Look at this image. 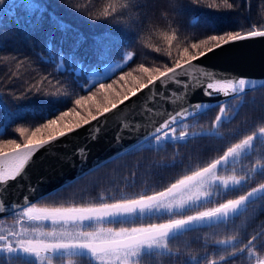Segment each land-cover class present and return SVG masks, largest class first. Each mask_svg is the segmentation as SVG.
<instances>
[{
	"label": "snow or ice",
	"instance_id": "6c2138e0",
	"mask_svg": "<svg viewBox=\"0 0 264 264\" xmlns=\"http://www.w3.org/2000/svg\"><path fill=\"white\" fill-rule=\"evenodd\" d=\"M189 3L200 5L201 0H173V11L178 17H182ZM222 3L228 9L233 8V4L228 0H222ZM212 6L209 5V7ZM20 11L27 13L24 22L35 28L46 9L34 3L33 0H0V23L7 19L19 25L21 23ZM37 11L39 14L33 21L32 14ZM116 14H118V9L113 6L104 9L102 15L90 16L89 19L107 22ZM49 15L54 24L53 31L49 33V51L52 49L51 40L57 30L63 33L62 41H73L70 51L66 56H61L60 68L64 69L65 59L71 65L77 60H82L83 55H90L94 60L90 66L97 69L94 72L95 79L86 89L89 95L80 96L75 100V104L83 105L97 93L112 89V83L103 81L111 79L116 69H122L124 65L113 64L103 71L99 69L105 62L111 60L114 51L125 60V64L133 61V53L125 52L123 49L136 46L139 35L128 40L122 36L105 32L103 35L93 36V43L81 54L79 50L85 42V36L55 14L50 13ZM195 25L196 21L193 20L192 26ZM207 27L216 34L207 35L203 39L185 41L182 50L177 49V56L171 60V66L165 64L161 69L140 65L139 71L147 75V81L137 80V86L129 89L122 96L120 93H116L112 98L106 95L105 104L96 106V114L89 110L85 116H80L75 108L62 111L60 107L64 104V100L58 95L43 92L39 87H36L34 92L32 88H29L23 96L17 97L18 100H27L35 96L36 107L40 110L44 122L33 126L31 130L27 127H17L15 131L23 138V143H18L17 139H0V214L8 212L18 217L16 224L19 225L18 228L12 230L0 229V264H54V261H58V264H64L65 261L67 264H74L76 260H81L82 264H140L144 257L175 256L177 254L172 253L170 241L198 228L226 229L246 213L250 203L264 200V183H261L251 188L246 194L239 195L238 198L227 199L215 207L198 211L194 215H183L187 209L211 202L214 196L221 194L218 190L220 187L228 191H237L248 183L249 173L239 177L233 175L225 178L219 172L252 155L253 141L257 136V133H253L247 135L239 143L228 147L218 159L213 160L206 167L191 171V174L184 175L163 191L153 192L150 195L141 194L133 199L102 202L93 206L70 207H38L27 196L23 198L22 204L15 202L8 204L6 201L8 185L10 182L17 181L18 178H27L26 169L33 162L37 152L42 149L51 150L62 138L69 137L93 121L98 123L92 127L90 139H95L96 136L92 133H98L99 125L105 122L100 118L104 117L106 120V114L112 113L120 105H124L131 96H136L144 89H148L146 96L149 101L160 97L171 102L176 95H182L184 100L178 111L161 113L165 114L166 118L144 137L145 144L149 147L152 145L148 141H153L160 147L168 142H188L191 137L187 132L188 125L184 121L190 117L195 118L204 110L212 107L207 101H190L189 98L198 90H202L203 96L211 99L221 95L224 97L234 95L238 98L246 90L255 89L257 84L253 79L234 74L227 69L208 67L203 61L209 54L227 58L226 49L231 45L264 38V22L252 24L248 30L218 31L214 24H208ZM177 34L178 30L171 36L165 35L164 39L171 45L172 41L177 38ZM168 56H172L171 47L168 49ZM76 72L77 75L80 74L79 69ZM126 76H132V73L125 72L120 79L124 80ZM133 79L136 78L133 77ZM158 84L159 91L156 90ZM170 84L182 89V93H176L174 89L169 88ZM260 86L264 87V81L260 83ZM93 87H97V92H92ZM82 90H85L83 86ZM166 91L169 93L167 97L164 96ZM216 107L219 108V114L215 117L213 129L218 128L227 118L226 105L218 100ZM57 112H59L58 115H56ZM5 113L8 122H16L24 117V111L20 109L15 111L5 109ZM143 113L148 114L147 122L151 123V117L156 115L157 109L148 108L145 104ZM49 115L54 118H49ZM70 115L79 118L69 120ZM181 124L183 130L176 135L178 130L176 126ZM140 127L141 125L130 123L127 130L138 132ZM123 130L125 129L122 125ZM259 134L264 135V127L259 129ZM216 135L215 131L192 134V136L201 137ZM116 139L119 143L121 139L119 133ZM5 148L8 151H5ZM76 155L85 160L87 151L85 148H79ZM250 172L252 174L264 173V164L257 162ZM44 180V177H40L38 183ZM37 187L38 185L29 184V193L34 194ZM103 199L104 197H101V200ZM156 214L180 216V218H170L164 223H149L140 226L105 227L106 224H135L137 220L143 221L146 216L153 217ZM46 223L50 225L47 229L44 227ZM26 224L31 226H25ZM261 235L264 233L252 235L247 238V243L238 240L236 236L218 240L215 250L217 258H210V254L206 253L198 259L195 257L192 259L195 264H230L238 254L246 251L249 257H253L254 241L258 240ZM255 259L256 264H264V259L259 257Z\"/></svg>",
	"mask_w": 264,
	"mask_h": 264
},
{
	"label": "trees",
	"instance_id": "16d2710c",
	"mask_svg": "<svg viewBox=\"0 0 264 264\" xmlns=\"http://www.w3.org/2000/svg\"><path fill=\"white\" fill-rule=\"evenodd\" d=\"M33 2L46 9L37 27L32 28L24 22L27 18L24 11L19 13L21 17L19 25L7 19L0 23V139L12 137L19 126L32 128L44 122L40 110L36 107L35 96L27 100L17 99L29 88L34 92L35 88L39 87L49 95L60 96L64 100L60 107L62 111L73 108L75 100L80 96L89 95L86 89L90 85L85 84L88 82L79 78L76 71L59 69L49 52V33L54 28L50 13L85 36V42L79 50L81 54L93 43V36L103 35L105 32L128 40L139 35L136 46L123 49L125 52L133 53V61L125 64V60L114 51L111 60L103 64L124 62V67L116 70L111 79L103 81L105 83H113L125 72L137 69L140 65L147 67L159 63L171 66V60L177 56V49L182 50L185 41L203 39L207 35L216 34L207 27L208 24H214L218 31H233L248 30L250 25L264 22V0H228L233 4L232 9H228L222 0H201L200 5L189 3L182 17H178L173 11V0H33ZM113 6L118 9V14L114 18L110 17L107 22L89 19L90 16L102 15L104 9ZM38 14V11L32 14L33 21ZM193 20L196 21L195 26H192ZM177 30V38L169 45L164 39L165 35L171 36L177 33ZM62 35L59 30L55 31L51 45L69 52L73 41H62ZM169 47L172 51L171 57L168 56ZM81 61L87 66L94 63L90 55H83ZM82 86L85 90H82ZM97 87H93L92 92H97ZM240 99L245 101L236 116L223 123L219 129L222 136H194L187 143L138 149L104 165L38 203L55 206L74 204L91 206L163 191L184 175L191 174V171L206 167L219 158L228 147L239 143L247 135L258 133L259 129L264 127V87L226 104L235 107ZM5 109L23 110L24 117L16 122H8ZM218 110L219 108H215L193 120H214ZM58 114L59 112L56 113ZM49 118L54 117L49 115ZM210 126L211 124L207 125ZM243 162L248 163L245 167L248 171L257 162L264 164V139L257 141L252 155ZM261 183H264V173L257 172L248 181V186L242 187L230 196L227 195L225 199H235ZM101 197L104 199L101 200ZM170 218L172 217L147 218L143 223H162ZM257 233H264V200L249 205L246 213L226 229L210 227L196 229L170 241L172 253L177 255L144 257L140 264H194L190 262L192 257L206 253L210 254V258H217L216 241L236 236L238 240L247 243V238ZM254 246H257L256 251L259 255L264 254V235L254 241ZM230 264H249L247 251L238 254Z\"/></svg>",
	"mask_w": 264,
	"mask_h": 264
},
{
	"label": "water",
	"instance_id": "95a60500",
	"mask_svg": "<svg viewBox=\"0 0 264 264\" xmlns=\"http://www.w3.org/2000/svg\"><path fill=\"white\" fill-rule=\"evenodd\" d=\"M226 52L228 53L227 58H219L209 54L203 63L208 67L220 70L227 69L234 74L253 79L257 87L253 90H246L239 97L262 88L260 83L264 81V38H256L231 45L226 49ZM168 87L174 89L176 93H182V89L173 84ZM156 90L159 91V84ZM146 93H148V89L137 93L136 96H131L124 105H120L112 113L106 114V120L101 117L100 120L105 122L99 125L100 130L98 133H92L96 136L95 139H90V131L93 126L97 125V121L91 122L90 125L79 129L69 137L62 138L51 150L42 149L37 152L33 162L26 169L27 178H18L17 181L10 182L8 185L7 203L22 204L25 196L33 203H37L42 200L41 198H46L63 190L104 165L141 149L146 145L144 137L147 136L148 132L166 118V115L161 113L178 111L180 105L184 103L182 95L174 96L171 102L160 97L149 101ZM168 95L167 91L164 92L165 97ZM189 99L191 102L207 101L212 105L210 109L204 110L202 114L196 116L199 117L210 110L218 108L216 107L218 100L226 104L233 99H237V97L234 95L229 97L221 95L209 99L203 96L202 90H198ZM145 104L148 108L157 109L156 115L151 117V123L147 122L148 114H142ZM239 109L240 106L236 108L232 118L236 116ZM192 119L194 118L190 117L184 123ZM130 123L141 125L139 131H128L127 127ZM122 125L125 129L123 131ZM118 133L121 136L119 143L116 139ZM79 148L86 149L87 158L85 160L76 155ZM40 177L45 178L44 182L38 183ZM29 184L38 185L34 194L29 193ZM10 216H12L10 213L5 212L0 214V219Z\"/></svg>",
	"mask_w": 264,
	"mask_h": 264
},
{
	"label": "rangeland",
	"instance_id": "374dc122",
	"mask_svg": "<svg viewBox=\"0 0 264 264\" xmlns=\"http://www.w3.org/2000/svg\"><path fill=\"white\" fill-rule=\"evenodd\" d=\"M49 52H50L52 58L56 61L58 68L61 69L60 68L61 56L62 55H65L66 56V54L68 52H65L63 50H59V49L55 48L54 46H52V49ZM63 63H64V69H67L69 71H76L77 69H79L80 74L77 75V76L79 78L83 79L84 81L88 82V83H85V84L91 85L92 80L95 79L94 72L97 71V69L94 68V67L85 65V63L83 61L77 60L73 64L69 65L68 62H67V59H65L63 61ZM113 64L124 65V62H120L119 61V62H115V63L108 64V65H102L99 70L100 71H103L104 69L111 67V65H113ZM147 67L148 68L159 67V68L163 69L164 66L162 64H159V63H154V64H152L150 66H147ZM118 69H120V68H117L116 70H118ZM129 72L132 73V76H126L124 80H121L119 78L118 80H116L115 83H112V89H109L107 92H99L91 100L85 101V103L83 105H79L78 106V105L75 104V106L73 108H75L76 112L79 113L80 116H85L89 110L92 111L93 114H96V106L97 105H101L102 106V105L105 104V96L106 95L109 98H112V97L115 96L116 93H120V95L122 96L124 93L128 92L129 89H133V88H135L137 86V80H142L143 82H146L147 81V75L144 74V73H141L139 71V68L133 69V70H131ZM133 77H135L136 79L134 80ZM244 101H245V99H240V101H238V103H236L237 106H235V107H233V105L230 106L231 104H225L226 107H227V111H226V117L227 118L216 129H213V127H212L213 122H214L215 119L214 120L212 119L213 121L212 120L211 121L210 120H207V121L192 120L189 123H186L188 125L187 132L189 133L190 137L193 138L194 136H192V134H194V133L211 132V131H215L217 133L216 136H220L221 134L218 132L219 129H220V127L226 121L231 120L232 116L234 115V112L236 111V108L239 107V106H241ZM73 108H71V109H73ZM218 114H219V110H218V112H217L216 115H218ZM77 118H79V117H76L74 115H70L68 117L69 120H71V119H77ZM209 124H211V126L210 127H207V125H209ZM19 127H22V126H19ZM27 128H29L31 130L30 127H27ZM177 129L178 130L176 132V135H179V131L180 130H183V125L177 127ZM8 139H17V142L18 143H23V138L20 137L19 136V133H17L16 131H15V134L12 137L8 138ZM261 139H264V135H261L258 132L256 138L253 141L254 147H255L257 141L258 140H261ZM149 144H151L152 145L151 147H153V148H161L160 146L155 145V143L153 141L149 142ZM167 144H175V143L168 142V143H165L164 146H166ZM145 147H149V146L144 145L142 148H145ZM4 150H8V149L5 148ZM241 161L239 163H237L236 165L239 166L240 163H241ZM224 170H226V168L223 169V170H221L219 172V174L222 175V176H224L225 178H228V177L233 176V175L239 177V176L244 175L245 173H249L250 179H251L253 177V175H254V174H252L248 170H244L243 172H241V174H239L238 172L228 174V173H224ZM248 185L249 184L247 183L244 186H248ZM218 190L220 191L221 194L220 195H217V196H214L213 199L211 200V202L205 203V204H203L200 207H193V208L187 209V210H185L183 212V215H185V214L194 215L198 211H204V210H207L208 208L215 207L219 203L225 202L227 200V199H225L227 197V195L230 196L231 194H233V192H236V191H228V190H225L222 187H220ZM36 204H37L38 207L86 206V205H75V204L74 205H65V206H63V205H61V206H55V205H49V204H43V203L40 204L38 202ZM91 206H93V205H91ZM248 207L249 206H247V208ZM12 216H10L9 219H4V218H3V220L0 219V229L12 230V229H15V228H18L19 227V225L16 224V220L18 219V217H15V216L12 217ZM163 216H168V215L165 214ZM154 217H157L158 218V217H162V216H160L159 214H156L153 217H147L146 216L145 219H147V218H154ZM169 217H171V216H169ZM6 218H8V217H6ZM172 218H180V216H175V217H172ZM145 219L143 221L137 220L135 222V224H124V225L106 224L105 227H121V226H123V227H130V226H140L141 224H143V225L149 224V222L143 223L145 221ZM162 223H164V222H162ZM25 226H31V225L26 224ZM44 227H45V229H47V228L50 227V225L46 223L44 225ZM256 248H257V246H254L253 247V257H249V255L247 253V258L249 260V264H256V259H255L256 257H259L260 259H264V254L263 255H259L257 253V251H256ZM200 256H202V255H200ZM200 256L195 257V258L198 259ZM192 258L190 259V262L195 264V261ZM74 264H78V263L74 261Z\"/></svg>",
	"mask_w": 264,
	"mask_h": 264
},
{
	"label": "flooded vegetation",
	"instance_id": "af4514ba",
	"mask_svg": "<svg viewBox=\"0 0 264 264\" xmlns=\"http://www.w3.org/2000/svg\"><path fill=\"white\" fill-rule=\"evenodd\" d=\"M193 120V119H192ZM192 120H190V121H192ZM190 121H188V122H185V123H189ZM182 125V124H181ZM181 125H178L177 127H179V126H181ZM219 132V131H218ZM220 133V132H219ZM221 134V133H220ZM221 136H222V134H221ZM244 160V159H243ZM243 160L241 161V163H240V165L239 166H237L236 164L234 165V166H232V167H227L226 168V170H224V173H228V174H230V173H236V172H238L239 174H241V172H243L244 170H245V167H246V165L248 164V163H245V162H243ZM234 171V172H233ZM242 188V187H241ZM241 188H239V189H241ZM238 189V190H239ZM13 217V216H12ZM10 217H8V218H4V219H9ZM3 220V219H2ZM75 262H77L78 264H82V261L81 260H76ZM54 264H58V261H54ZM64 264H67V261H65L64 262Z\"/></svg>",
	"mask_w": 264,
	"mask_h": 264
}]
</instances>
